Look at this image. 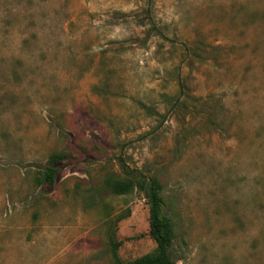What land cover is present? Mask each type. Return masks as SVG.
<instances>
[{
	"label": "rangeland",
	"instance_id": "rangeland-1",
	"mask_svg": "<svg viewBox=\"0 0 264 264\" xmlns=\"http://www.w3.org/2000/svg\"><path fill=\"white\" fill-rule=\"evenodd\" d=\"M123 165L175 264H264V0H0V264L155 252Z\"/></svg>",
	"mask_w": 264,
	"mask_h": 264
},
{
	"label": "trees",
	"instance_id": "trees-1",
	"mask_svg": "<svg viewBox=\"0 0 264 264\" xmlns=\"http://www.w3.org/2000/svg\"><path fill=\"white\" fill-rule=\"evenodd\" d=\"M64 159L65 156L61 153L51 155L49 164L42 173L41 183H47L49 185L55 183L59 168L53 164L59 163ZM123 166L129 176L123 178L108 176L105 184L114 194H127L135 188L144 192L150 204V235L157 243L155 252L139 257L129 264H175L171 251L175 239L173 222L170 217L162 215V183L154 177L145 176L138 169ZM119 245L120 242L115 244L114 253L117 262L123 264L116 254V249Z\"/></svg>",
	"mask_w": 264,
	"mask_h": 264
}]
</instances>
